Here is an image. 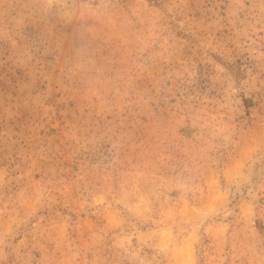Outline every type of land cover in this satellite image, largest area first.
I'll return each mask as SVG.
<instances>
[{
    "label": "rangeland",
    "instance_id": "rangeland-1",
    "mask_svg": "<svg viewBox=\"0 0 264 264\" xmlns=\"http://www.w3.org/2000/svg\"><path fill=\"white\" fill-rule=\"evenodd\" d=\"M0 264H264V0H0Z\"/></svg>",
    "mask_w": 264,
    "mask_h": 264
}]
</instances>
